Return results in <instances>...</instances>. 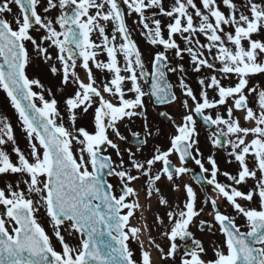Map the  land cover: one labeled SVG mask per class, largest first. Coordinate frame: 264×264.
Here are the masks:
<instances>
[{
	"label": "snow or ice",
	"instance_id": "1",
	"mask_svg": "<svg viewBox=\"0 0 264 264\" xmlns=\"http://www.w3.org/2000/svg\"><path fill=\"white\" fill-rule=\"evenodd\" d=\"M133 16L155 49L147 61L127 23ZM37 62L57 85L32 74ZM260 76L264 0H0V90L26 138L22 150L0 113V177H16L0 187V264H156L153 249L162 264H264V85L253 83ZM177 103L179 121L157 114L173 129L166 148L156 145L143 160L121 150L126 118H141L151 137L149 106ZM198 120L208 129L206 157ZM132 136L140 152L147 139ZM218 152L234 171L222 170ZM189 163L201 192L183 182L194 172ZM140 181L149 210L153 199L163 210L153 224L166 248L142 216L133 186ZM206 207L210 220L200 219ZM194 225L222 236L213 258Z\"/></svg>",
	"mask_w": 264,
	"mask_h": 264
},
{
	"label": "rangeland",
	"instance_id": "2",
	"mask_svg": "<svg viewBox=\"0 0 264 264\" xmlns=\"http://www.w3.org/2000/svg\"><path fill=\"white\" fill-rule=\"evenodd\" d=\"M237 2L241 3L242 0H237ZM221 7L223 8V6H221ZM13 11H14V13L18 14L17 8L14 5H13ZM8 18L11 19V16H9ZM33 33H34V36H37V37L40 35L39 33H35V32H33ZM134 33H136V35L138 37L140 36V31H139V29H136L135 26H134ZM254 38L258 39L259 37H255L254 36ZM140 43L144 44L143 41H140ZM144 45H146V44H144ZM149 48L151 49V47H149ZM151 50H153V49H151ZM144 57H145L146 61L150 58L149 55L148 56L144 55ZM185 65H186V67L188 66L186 61H185ZM32 74L36 75V76H39V78L42 80L43 83H45L46 86L53 87L54 85L58 84L57 78L52 77L48 73L46 66H44L43 64H40L39 62H37L34 65V69H33ZM173 77H174L175 80L177 79L175 76H173ZM189 81H190L192 87L194 89L198 90V86L196 84L195 75H192L190 73ZM225 83H227V82H225ZM253 83H260V84L264 85V76H260V77L255 78L253 80ZM57 97H58V99L60 98V93H57ZM177 104H179V103H177ZM60 107H61V110L63 111V104L62 103H61ZM165 109H168V108H165ZM160 111L161 110L153 109L151 107L149 108V120H150V123H151V131L153 132V135L151 137H146L147 145L145 147H143L142 150L139 153L136 152L138 159L143 160V159H146V158L150 157V155L152 154V151H153V149H154V147L156 145H160L161 147H164V148H165V146L166 147L168 146L167 145L168 144V137L173 133V129H172V126L168 122H165L164 120H162L157 115L158 112H160ZM168 111L170 113H172L173 116L178 118V117H180L181 113L184 110L181 107H179L178 105H173V106L169 107ZM0 113L6 114V115H8L10 117L14 127L17 130V138H18L19 146L21 147L22 150H25V148H26V146H25V144H26L25 141L26 140L25 139L26 138L23 136V134L19 130V125H18V121H17V117H16V114H15V111H14V109L11 108V105L9 103V100H8L7 96H6V93H4L3 90H0ZM237 115H242V114L237 113ZM89 119H90V117H89ZM128 123L129 124H127L124 127H122V125H125L126 122L122 123L120 125L121 134L126 137V140L122 141V142H123V146L124 147L126 146L127 148H130L131 151L134 152V149L127 144L128 143V139H129L130 135H132V133H139L137 131L144 130L143 122L138 117H133L131 121L130 120L128 121ZM242 123H243V121H242ZM245 126H249V125H245ZM198 128H199V131H200V146H201L202 151H204V154H205V157H206L207 155L210 154L211 146H210V144L208 143V141L206 139L207 132L205 130L202 131L200 126H198ZM157 129L159 130L158 133H157ZM122 142L118 141L119 144H121ZM124 158L127 161V159H128L127 154H125ZM217 158H218V162L220 163V166H221L222 170H227V171H234L235 170L234 166H229V165H227L225 163V156H224L223 152H218L217 153ZM190 167L196 169L194 164H191ZM2 178L4 179V177H2ZM13 178L14 177H12V176H11V178L10 177H6V179L8 181H10ZM13 180H15V179H13ZM185 181H188V176L184 177V181L183 182H185ZM142 183H143V181L135 182V184L138 185L139 187L142 185ZM3 184L4 183H2L1 186H3ZM162 187H163V190H164L165 194L168 195L169 198L171 199L172 198V194L170 193L169 187L167 186V184L165 183V185H163ZM143 196L145 197L144 190H143ZM143 205H144V211L143 212H145L148 215L147 222H148L149 226L152 227V229H153L152 233H151L152 236H154L156 238L158 243H161V245L166 248L167 247V241L163 237L160 236L159 231H157L155 229V226L153 224V221H154V215L153 214L156 213V212H160V214L163 215V210L161 208H159V206L157 205V202H156L155 199H153L151 201L150 210H149V202L147 200L146 201L143 200ZM228 211L230 212L231 209H228ZM208 217L209 218H207L205 215H202L200 217V219L210 220L211 217L210 216H208ZM138 219H140V220L142 219L140 213H138ZM41 221H42V223L45 222L44 215H41ZM240 222L242 223V221H240ZM45 225L48 226L46 223H45ZM191 231L193 233H196L198 235L197 238L199 237V239H201L204 242L205 247L208 249V255H207L206 259H211L213 257V253H212V250H211V245L213 243L221 241V239H219L220 236H219L218 230H217L215 235H213L211 233H208V232L201 233L198 230V228L194 225V226L191 227ZM157 255H158V253H157ZM158 257H159V255H158ZM156 264H162V262L160 261L159 258H158V263H156Z\"/></svg>",
	"mask_w": 264,
	"mask_h": 264
},
{
	"label": "flooded vegetation",
	"instance_id": "3",
	"mask_svg": "<svg viewBox=\"0 0 264 264\" xmlns=\"http://www.w3.org/2000/svg\"><path fill=\"white\" fill-rule=\"evenodd\" d=\"M202 233V232H201ZM203 233H206V232H203ZM194 235L197 237L198 235L196 233H194ZM199 238V237H198Z\"/></svg>",
	"mask_w": 264,
	"mask_h": 264
},
{
	"label": "bare ground",
	"instance_id": "4",
	"mask_svg": "<svg viewBox=\"0 0 264 264\" xmlns=\"http://www.w3.org/2000/svg\"><path fill=\"white\" fill-rule=\"evenodd\" d=\"M140 201H141V199H140Z\"/></svg>",
	"mask_w": 264,
	"mask_h": 264
}]
</instances>
